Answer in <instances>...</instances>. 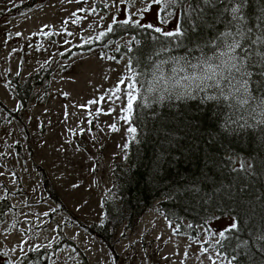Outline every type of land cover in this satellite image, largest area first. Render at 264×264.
<instances>
[{"label": "rangeland", "instance_id": "1", "mask_svg": "<svg viewBox=\"0 0 264 264\" xmlns=\"http://www.w3.org/2000/svg\"><path fill=\"white\" fill-rule=\"evenodd\" d=\"M173 4L142 11L145 0H0V102L6 106H0V200L8 198L12 206L0 221V264H24L26 254L38 251H44L41 260L28 264H232L204 246L235 225L229 216L209 224L211 235L202 227L201 238L191 240L176 235L172 223L152 208L133 228L121 227L112 246L85 226L104 222L105 203L117 201L114 171L118 163L128 164L136 139V132L128 131L134 127L131 114L130 122L124 118L128 86L134 84L136 97L137 90L128 58L115 62L106 59L104 48L106 57L78 48L126 20L176 31L179 11ZM164 18L167 23L160 22ZM131 40L108 44L118 48ZM204 61L213 67L219 62ZM173 67L186 71L173 74ZM187 67L162 64L163 79L154 68L144 101L160 102L167 95L219 97L217 89L201 91L200 81L183 79L202 77L206 65ZM40 70L51 71L49 87L37 88L21 108L11 81ZM232 71L240 80L241 74ZM225 91L234 93L228 97L234 102L245 98L242 90Z\"/></svg>", "mask_w": 264, "mask_h": 264}, {"label": "trees", "instance_id": "2", "mask_svg": "<svg viewBox=\"0 0 264 264\" xmlns=\"http://www.w3.org/2000/svg\"><path fill=\"white\" fill-rule=\"evenodd\" d=\"M236 6L237 0H175L170 7L179 11L182 36L167 37L165 31L158 33L147 25L118 22L101 39L78 48L102 55L107 50L106 59L115 62L128 58L135 72L137 97L131 121L136 139L129 146L128 164L118 163L114 171L117 201L105 203L104 222L85 225L105 244L112 246L121 227L133 228L152 208L172 223L176 235L191 240L201 238L202 227L211 235L209 224L229 216L235 228L204 246L232 264H264V0H243L242 22L232 19ZM225 31L241 44L234 54L250 73L243 77L249 81L248 103L200 95L144 101L155 65L178 61L191 71L190 65L215 59L223 50L219 37ZM125 37L132 39L129 44L119 43L118 48L108 44ZM51 79L47 70L24 80L14 77L11 88L21 108L30 104L37 88L47 90ZM0 106L6 108L1 102ZM253 110L256 116L250 115ZM10 209L8 198L0 200V221ZM43 253L29 252L24 264L41 260Z\"/></svg>", "mask_w": 264, "mask_h": 264}, {"label": "snow or ice", "instance_id": "3", "mask_svg": "<svg viewBox=\"0 0 264 264\" xmlns=\"http://www.w3.org/2000/svg\"><path fill=\"white\" fill-rule=\"evenodd\" d=\"M175 0H145V8L142 11H149L152 7L153 4L161 5L162 10L167 9L169 3H174ZM204 2H208V0H204ZM242 3L243 0H237L238 6L233 7L231 9L232 13V19L237 21V22H242L244 20V17L240 15L241 9H242ZM129 21H124V23H128ZM161 23H167V18H164L160 21ZM135 23L138 24V21ZM143 27V26H142ZM146 27L153 29L155 32H162V29L159 27H154L153 25H147ZM113 29L109 28L108 31L111 32ZM250 31V29H249ZM164 36L167 37H172V36H182L184 33L180 31L179 29L173 33V32H163L162 33ZM101 35H104L101 33ZM229 37H231V42H229ZM221 41V46H222V51H219L218 55L215 57L217 61H219L215 67H213L210 63V61H204L199 65H190L193 68H204L205 65L206 70L203 74L202 77H197L195 75L189 76L185 75L183 77L184 80H192V81H200L199 83L196 84V88L201 90V91H206L208 88H214L218 90L219 96L224 97L227 99L230 95H234L232 91H229L226 94V89L228 90H235V91H243V94L245 96L244 99L239 100L238 102L241 104H246L248 102V99L250 98L249 96V81L247 79H243V77H247L250 75V73L247 72L246 69H243V61H241L239 64L236 63V61L239 59V57L235 55H231L232 53H235L237 48L241 47L240 41L235 39L233 36V33L230 31H225L220 37ZM215 46V45H214ZM228 57V60H225L224 57ZM168 61H163L160 64L155 65V70L156 72L160 73V79L164 78L163 74V68L162 64L167 63ZM174 63H178V61H175ZM233 69L237 73L241 74V79L237 80L235 74L233 73ZM186 71L183 67L177 69L176 67H173L171 69V72L173 74H176L178 72H184ZM155 75V73H154ZM172 79H175V76L172 77ZM207 81H211V83H207ZM239 85V87H237ZM131 91L128 92L127 94V106H126V112L129 114L125 116L124 118L126 120H129L130 122V114L133 111V103L136 100V95L135 93V87L134 84H130L128 86ZM207 99H216L217 97L215 96H208L206 97ZM103 99V98H101ZM95 103V101H93ZM261 103H264V101H261ZM113 129L115 130V126H112ZM129 132L135 133L136 129L134 127H130L128 129ZM235 228V225L232 226Z\"/></svg>", "mask_w": 264, "mask_h": 264}]
</instances>
